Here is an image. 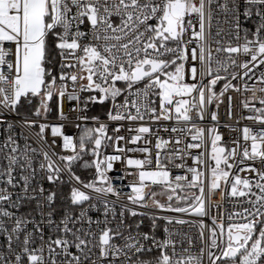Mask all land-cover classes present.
<instances>
[{
	"label": "snow or ice",
	"instance_id": "snow-or-ice-1",
	"mask_svg": "<svg viewBox=\"0 0 264 264\" xmlns=\"http://www.w3.org/2000/svg\"><path fill=\"white\" fill-rule=\"evenodd\" d=\"M0 264H264V0H0Z\"/></svg>",
	"mask_w": 264,
	"mask_h": 264
},
{
	"label": "built area",
	"instance_id": "built-area-1",
	"mask_svg": "<svg viewBox=\"0 0 264 264\" xmlns=\"http://www.w3.org/2000/svg\"><path fill=\"white\" fill-rule=\"evenodd\" d=\"M217 90H219V87L217 88ZM232 96H233V109H234V112H238L239 109L236 107V105H237V103H238V100H237L238 94H237V93H232ZM226 109H227V100H225V103H224V104H221V105H220V108H219V116H220V121H221V124H222V125H223L224 123H232V121H229V119H228V117H227V115H226ZM243 123H245V122H242V124H243ZM220 130H221V132L223 133L225 139H226V140L229 139V136H230L229 130H228L227 128H224V127H221ZM68 131L71 132L72 129L69 128ZM121 134L126 135L127 133H126V132H122ZM162 134H163V133H162ZM163 135H165V137L167 136V134H163ZM232 135H235V134L233 133ZM121 145H123V142H121ZM129 147H135V145H129ZM107 151H108L109 153H111V152H112V149L109 148ZM140 155H141V154H139V153L136 154V156H138V157H139ZM116 167H117L118 169H122L123 166L117 164ZM174 171H175V170H174ZM110 175L114 178L115 183H116L117 186L126 185V184L129 183L130 180L133 179L132 177H128L127 179H124V180L119 179L120 176H123V171H120V172L113 171L112 173H110ZM126 190H127V189H126ZM215 199H216V200H219V199H220V197H219V193H218V192L215 194ZM224 208L227 209V210H231L232 205H231L229 202L225 201V202H224ZM117 211H119V205L117 206ZM144 211H151V209L144 210ZM214 211H215V210H214ZM92 215L95 217L96 214L93 213ZM137 219H139V218H137ZM129 222H132V218H131V217H129ZM147 224H148V220H147V218H145V225H147ZM145 230H147V229L145 228Z\"/></svg>",
	"mask_w": 264,
	"mask_h": 264
},
{
	"label": "trees",
	"instance_id": "trees-1",
	"mask_svg": "<svg viewBox=\"0 0 264 264\" xmlns=\"http://www.w3.org/2000/svg\"><path fill=\"white\" fill-rule=\"evenodd\" d=\"M95 111H96V112H100L101 109H100L99 107H96Z\"/></svg>",
	"mask_w": 264,
	"mask_h": 264
},
{
	"label": "rangeland",
	"instance_id": "rangeland-1",
	"mask_svg": "<svg viewBox=\"0 0 264 264\" xmlns=\"http://www.w3.org/2000/svg\"><path fill=\"white\" fill-rule=\"evenodd\" d=\"M157 191H159V189H156ZM159 199L163 200L165 199L164 197H158Z\"/></svg>",
	"mask_w": 264,
	"mask_h": 264
}]
</instances>
